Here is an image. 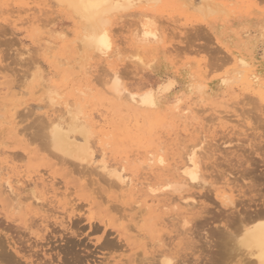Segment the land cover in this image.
<instances>
[{
  "label": "rangeland",
  "instance_id": "374dc122",
  "mask_svg": "<svg viewBox=\"0 0 264 264\" xmlns=\"http://www.w3.org/2000/svg\"><path fill=\"white\" fill-rule=\"evenodd\" d=\"M21 1L0 0V239H4L0 243L5 244L3 249L10 255L12 252L14 260L18 257L19 264H159L162 252L178 257L179 264L251 262L247 253L241 251L237 237L249 216L264 207V99L259 96L260 87L264 89V0H216L232 10L226 23L228 35L222 41L218 39L222 22L204 20L191 5L190 10L186 0H165L154 11L150 8L149 14L156 19V27L165 40L156 46L157 50L155 47L141 50L144 65L133 57L134 50L141 49L135 43L134 33L141 26L144 5L130 14L112 17L115 48L108 60L93 54L94 60L85 61L78 55L81 27L72 11L55 0ZM199 1L193 0L192 4ZM36 28L41 36L36 35ZM166 51L178 53L171 52L168 56ZM235 55L244 56L252 64L257 85L250 87L246 81L234 79L230 84L224 83V79L234 78ZM114 69L124 74L121 77L124 86L135 93L155 84V88H150L157 92L160 84L169 78L175 80V87L169 93L157 95L158 106L149 112L155 118L151 128L143 117L136 118L129 108L118 106L115 98L105 92L104 83ZM37 72L43 77L41 81L35 80ZM130 81L137 82L135 90L128 86ZM198 84H205V90L199 92ZM48 86L60 88L62 98L57 106L47 100ZM84 90L88 92L86 95ZM65 101L71 105L83 101L92 122H99L103 115L104 121L93 123L98 135L95 152L98 151L92 165L82 167L68 160L64 164L48 146L46 121L52 124V120L67 119ZM187 110L193 113L190 120L197 118L189 128L180 121ZM196 144L200 147L198 159L202 162L205 187L187 183L182 192L163 190L161 187L168 183L176 185L183 181L180 167L186 163V151ZM103 152L108 153L110 164H126L129 175L141 178V182L147 177L149 181L146 178L145 183H150L159 196L157 203H152L147 193L149 188L145 186H137L132 192L118 191L101 169ZM148 153L163 154L168 169H156L148 174ZM7 180L16 189L17 197L4 185ZM219 192L240 199L237 210L223 206L216 197ZM152 205L156 207L150 212L146 207ZM244 210L249 216L241 224L235 216L239 213L244 216ZM248 222L249 219L245 225ZM219 232L224 235H218ZM236 232H240L238 236ZM235 236L237 239H231ZM115 244L118 247L112 249L110 246ZM219 244L228 247L224 250Z\"/></svg>",
  "mask_w": 264,
  "mask_h": 264
},
{
  "label": "bare ground",
  "instance_id": "6f19581e",
  "mask_svg": "<svg viewBox=\"0 0 264 264\" xmlns=\"http://www.w3.org/2000/svg\"><path fill=\"white\" fill-rule=\"evenodd\" d=\"M23 1V0H22ZM21 1V2H22ZM25 1V0H24ZM23 1V2H24ZM58 5L64 6L67 9H69L70 11H72V13L75 15L76 18H78L79 22H80V27H81V31L79 33V38H78V42H80L77 46V50L80 51V53H78V55L80 56L81 59H85V61L87 60H91L93 59L94 55L93 54H97L100 58L104 59V60H108V58L112 55L114 48H115V42H114V32L112 34V17L114 15H119V13H129L133 10H136L140 7L143 6L144 9H142V22H141V26L139 28V31L136 33H134L136 35L137 41L135 40V43L138 42L137 44H139L141 49H135V54L133 55L134 58L137 59L138 64L144 65V61L143 60V56H141V50H148L151 49L152 47H155L162 44L163 41L165 40L163 38V35L160 33V31L157 29L156 27V19L154 20L151 15L149 14V10L150 8L156 9L158 8L162 3L165 2V0H55ZM189 4V6H192V9H194L196 11V13H198L204 20H210L211 19V23H215L217 21H221L222 22V26H220L219 28V33H218V39L222 41V39L225 37V35H228L227 32V27H226V23L227 20L229 19L228 17H230V13L232 12L231 9H229L228 7H226V5H222V4H218L216 2V0H200L199 3L194 2V4H192L193 0H186ZM221 1V0H220ZM226 1V0H225ZM224 2V1H223ZM222 2V3H223ZM237 2V1H236ZM239 2V1H238ZM181 3V2H180ZM185 3V1H184ZM185 3V4H186ZM244 3V2H243ZM250 3V2H249ZM27 4V3H26ZM29 4V3H28ZM226 4V3H225ZM228 4V3H227ZM260 4V3H259ZM183 5V3H182ZM231 5V4H230ZM236 5V4H235ZM190 6V10L191 9ZM229 6V5H228ZM256 6V5H255ZM259 8V7H258ZM244 9V8H243ZM252 10V9H251ZM154 11V10H153ZM252 12V11H251ZM263 12V11H262ZM130 14V13H129ZM233 14V13H232ZM253 15V13H251ZM196 16V15H195ZM198 16V15H197ZM234 16V14H233ZM251 16V15H249ZM255 16V15H253ZM256 17V16H255ZM232 18V16H231ZM116 20V19H115ZM200 20V18H199ZM202 20V19H201ZM210 22V21H209ZM120 23V22H119ZM118 23V24H119ZM47 26V25H46ZM233 28V27H232ZM43 30V28H41ZM46 29V27H45ZM80 29V28H79ZM121 29V28H120ZM232 30V29H231ZM118 31V30H117ZM239 31V30H238ZM237 31V32H238ZM36 35L40 34V29L36 28L35 29ZM42 33V32H41ZM48 34V33H47ZM62 34V33H61ZM117 34V32H116ZM165 35V34H164ZM205 35V34H204ZM239 35V34H238ZM246 35V34H245ZM41 36V34H40ZM39 36V37H40ZM56 36V35H54ZM78 36V35H77ZM198 36V35H197ZM200 36V35H199ZM203 36V35H202ZM201 36V37H202ZM242 36V35H241ZM55 38V37H54ZM135 38V39H136ZM59 39V37H58ZM102 39H106L107 42L110 43V47L109 48H103L101 46V40ZM117 39V38H116ZM167 39V38H166ZM234 39V38H233ZM250 40V39H249ZM77 41V40H76ZM167 41V40H166ZM77 42V43H78ZM119 42V41H118ZM165 43V42H164ZM167 44V43H166ZM120 45V44H119ZM164 45V44H163ZM118 46V45H117ZM116 46V47H117ZM165 46V45H164ZM80 47V48H79ZM79 48V49H78ZM164 48V47H163ZM167 48V47H166ZM169 48V47H168ZM175 48V47H174ZM173 48V49H174ZM76 49V48H75ZM171 49V50H173ZM137 50V51H136ZM153 50V49H151ZM157 50V48L155 49ZM154 50V52H155ZM160 50V49H159ZM169 50V49H168ZM175 50H177V48H175ZM247 50V49H246ZM150 52V50L148 51ZM161 52V51H160ZM174 53H178L177 51H171ZM170 51L168 52L171 53ZM147 52H145L146 54ZM153 54V52H151ZM180 53V52H179ZM233 53V51L231 52ZM155 54V53H154ZM167 54V51H166ZM167 54V55H168ZM170 55V54H169ZM168 55V56H169ZM174 54H171V57ZM197 55V54H196ZM78 56V57H79ZM96 56V55H95ZM175 56V55H174ZM173 56V57H174ZM179 56V55H178ZM198 56V55H197ZM118 58V57H117ZM79 59V58H78ZM167 59V58H166ZM228 59V58H227ZM80 60V59H79ZM94 60V59H93ZM153 60V57H152ZM151 60V61H152ZM230 60V57H229ZM234 60L235 63L237 64V69L235 70V74L232 75L234 78H229L228 79H222L224 81V83L228 84L229 81H232L233 79L237 81H246L250 87L252 85H257L258 84V77L256 76V74L254 73V71H252V64L249 62V60L247 58H245L242 55H235L234 56ZM74 61V60H73ZM83 61V60H82ZM149 61V60H147ZM72 62V61H71ZM85 63V62H84ZM197 64V63H196ZM200 64V63H199ZM61 65V64H60ZM70 66V65H69ZM75 66V65H74ZM147 67V66H146ZM144 67V68H146ZM197 67V66H196ZM209 67V66H208ZM199 68V67H198ZM196 68V69H198ZM200 69V68H199ZM198 69V70H199ZM115 70V69H114ZM201 70V69H200ZM38 73V74H37ZM35 75V80H39L41 81L43 79L42 75L39 74V72H37ZM201 72L199 71V74ZM84 74V73H83ZM31 75V74H30ZM198 75V73H197ZM209 75V74H208ZM91 76V75H90ZM202 76V75H201ZM197 77V76H196ZM200 78V77H199ZM227 78V77H226ZM197 79V78H196ZM91 80V79H90ZM202 80V79H201ZM53 81V80H52ZM79 81V80H78ZM105 81V80H104ZM207 81V80H206ZM47 83V82H46ZM80 83V82H79ZM232 84H234V82H231ZM243 83V82H242ZM175 80L173 78H169L168 80H166V82L162 83L159 85L158 87V91L156 92V90H154L153 86L148 87V90L146 89V91H143L141 93H135L132 92V90L128 91L126 89V87L124 86L123 83H119L116 81L115 76L113 75L110 79L106 80V82L104 83V90L105 92L109 95L112 96L113 98H115L116 103L118 106L122 107V106H126L127 108H129V110H131V112H133V114L135 115L136 118L139 117H143L144 120L146 121V123H148V127L151 128L152 126V122L155 120L154 117H152L149 112L151 110H153L154 108H157L158 103H159V98H158V94L161 95H165L167 93H169L174 87H175ZM230 84V83H229ZM149 86V85H148ZM155 86H157L155 84ZM154 86V88H155ZM43 87V86H42ZM228 87V85H227ZM259 87V86H258ZM64 88V87H63ZM150 88V89H149ZM44 89V88H43ZM85 89V88H83ZM140 89V88H139ZM196 89L199 92H202L203 90H205V84H198ZM141 90V89H140ZM45 91V90H44ZM86 90H84V94L86 95ZM195 91V90H194ZM256 91V90H255ZM82 92V91H81ZM257 92V91H256ZM47 94V100H49V104L51 105H56L60 104V99L62 98V93L60 92V88L56 87V86H51L47 88V91L45 92ZM77 93V92H75ZM80 93V91H79ZM129 93H131V95H129ZM254 93V92H253ZM106 94V95H107ZM76 95V94H75ZM81 95V94H80ZM83 96V95H82ZM132 96H135V99L132 98ZM259 96L261 98L264 99V89L263 87H260L259 89ZM86 97V96H85ZM162 97V96H161ZM4 98V97H3ZM81 100V99H80ZM162 100V99H161ZM160 100V101H161ZM69 101V100H68ZM253 101V100H252ZM81 102H77L73 105L69 104V102L65 101L64 103L66 104V115H67V119L65 120H61L59 122H55V121H51L53 122L52 124H48V122L46 121V125L49 126V131L47 134H45V138L47 135V140H48V146L57 154V157L59 156L61 159H63V162L65 164V160L69 161H74V162H78L79 164H81L80 166H84V165H92L94 164L95 161V153H97V151L95 152V139L97 138V133L95 131V125L93 123H99L101 120H103V115H100V120L99 122H92V119L90 118V115L86 113V109L85 106L83 105ZM174 103V102H173ZM95 104V103H94ZM179 104V102H178ZM176 106L177 109H179V106ZM64 106V105H63ZM160 106V105H159ZM3 107V106H2ZM5 108V106H4ZM174 108V107H173ZM259 108V107H258ZM119 109V108H118ZM4 110V109H3ZM7 110V109H5ZM54 110V107H53ZM63 112V111H62ZM65 112V111H64ZM121 112V111H118ZM123 112V111H122ZM172 112V111H171ZM9 113V112H8ZM12 113V112H11ZM191 110H187L185 112L182 113V116H180V121L182 123V125L185 126V128H189V126H192L194 123L192 122V120H196L197 118L194 117L193 119L191 118L190 120V115ZM223 113V112H222ZM64 114V113H63ZM193 114V113H191ZM228 114V112H227ZM13 115V114H12ZM24 115V114H23ZM65 115V114H64ZM14 116V115H13ZM25 116V115H24ZM27 116V115H26ZM61 116V115H60ZM59 116V117H60ZM99 116V115H98ZM194 116V115H193ZM233 116V115H232ZM8 117V116H7ZM20 117V114H19ZM42 117V116H41ZM50 117V116H49ZM64 118V116H62ZM227 117V116H226ZM231 117V116H229ZM236 117V116H235ZM2 118V117H1ZM16 114H15V119H16ZM44 120V116L42 117ZM61 118V117H60ZM97 118V117H95ZM160 118V117H159ZM218 118V117H217ZM6 119V118H5ZM4 119V120H5ZM14 119V120H15ZM62 119V118H61ZM223 119V118H222ZM227 119V118H226ZM13 120V119H12ZM13 120V121H14ZM17 120V119H16ZM125 120V119H124ZM157 120H159L157 118ZM263 120V119H261ZM260 120V122H261ZM57 121V118H56ZM104 121V120H103ZM102 121V122H103ZM161 122V121H160ZM6 123V122H5ZM10 123V122H9ZM7 122V124H9ZM43 123V122H42ZM101 123V122H100ZM263 123V122H262ZM15 124V121L14 123ZM18 124V123H17ZM104 124V123H103ZM100 124V125H103ZM116 124V123H114ZM12 125V124H10ZM34 125V124H32ZM45 125V127H46ZM99 125V126H100ZM38 126V125H37ZM44 126V125H43ZM48 126H47V130H48ZM98 126V127H99ZM121 127V125H119ZM36 127V126H35ZM108 127V126H107ZM194 127V126H193ZM16 128V127H15ZM106 128V127H105ZM122 128V127H121ZM13 129V128H12ZM46 129V128H43ZM97 129V128H96ZM148 129V128H147ZM14 133V131H12ZM16 132V131H15ZM19 132V130H18ZM4 134V133H3ZM15 134V133H14ZM43 135V134H42ZM107 138V137H106ZM17 139V138H16ZM46 140V139H45ZM44 140V141H45ZM99 142V141H98ZM106 145V144H105ZM107 147V145H106ZM229 147V146H228ZM46 148V147H45ZM98 149V148H97ZM163 149V148H162ZM199 150L200 147H198V145H193V147H191V149L186 151V163L180 167L183 169V173H182V177H183V181L179 184L173 185V183H168L167 185L162 186L161 188H163V190L165 189H173V192H182V190L184 189V186H187L188 184H192V183H198V187H205V185L207 184L206 181L203 179L202 174H201V164L200 161L198 159V155H199ZM48 151V150H47ZM51 152V151H50ZM54 152H52L54 154ZM101 152V151H100ZM102 154V155H101ZM100 156H102V163H101V169L105 172V174L107 176H109L111 178V180L113 181V185L114 187L118 188V191H123V192H132L134 190H136L135 188L137 186H145L148 189V195L152 197V203H155L157 200V198L159 196H157L155 194L156 189L151 188L150 183H145L146 178L143 182H141L140 180H142L141 178H138L135 176H131L129 175V169L128 167L125 165H120V164H110V162L107 160V154L105 152L101 153ZM1 155V154H0ZM12 155V154H11ZM201 155V154H200ZM19 156V154H18ZM17 156V157H18ZM16 157V158H17ZM20 157V156H19ZM18 157V158H19ZM54 157V155H53ZM15 158V159H16ZM161 161H163V163H161ZM195 161V163L193 162ZM67 162V161H66ZM73 162V163H74ZM73 163L72 166H73ZM126 163V162H125ZM70 164V165H71ZM76 164V163H75ZM74 164V166H75ZM174 164V163H173ZM68 165V164H67ZM79 166V165H78ZM82 166V167H83ZM177 166V165H176ZM77 167V165H76ZM86 167V166H85ZM168 167V160L166 159V157L163 154H149L148 153V157L146 160V170H148V174H152L156 171V169H160V170H165ZM74 169V168H73ZM76 169V168H75ZM168 169V168H167ZM203 170V169H202ZM83 171V170H82ZM247 171V170H246ZM78 173V172H77ZM28 176V175H27ZM142 176V175H141ZM193 176H195V179H193ZM204 176V175H203ZM21 177V176H20ZM42 177V176H41ZM23 178V176H22ZM29 178V177H28ZM43 178V177H42ZM50 178V177H49ZM52 178V177H51ZM24 179V178H23ZM54 179V178H53ZM109 179V178H108ZM41 180V179H40ZM44 183H46L47 181L43 178L42 180ZM41 181V182H42ZM46 181V182H45ZM147 181L148 178H147ZM180 181V180H179ZM178 181V182H179ZM26 182V181H25ZM42 182V183H43ZM48 183H51L50 181H48ZM188 183V184H187ZM210 183V182H208ZM110 184V183H109ZM112 184V183H111ZM190 184V185H191ZM226 184V183H225ZM6 188L9 190V192L11 193V195L13 194L14 196H18L16 194V189H14L12 183L7 180L5 182ZM29 185V184H28ZM189 185V186H190ZM250 185V184H249ZM255 185V184H254ZM55 186V185H54ZM33 187V186H32ZM48 187V185H47ZM113 188V187H111ZM207 188V187H206ZM210 189V187H208ZM236 188V187H235ZM46 189V188H45ZM205 189V188H204ZM251 189V187H250ZM259 189V188H258ZM21 190V189H20ZM48 190V189H47ZM58 190V189H57ZM158 190V189H157ZM256 190V188H255ZM211 190H209L210 192ZM237 191V190H236ZM249 191V190H248ZM46 192V191H45ZM140 192V191H139ZM208 192V190H207ZM250 192V191H249ZM253 192V191H251ZM49 193V192H48ZM61 193V192H60ZM212 193V192H211ZM227 193V192H226ZM224 194L222 192H219L217 194L216 197H218L223 206L228 207L229 209H236L237 210V201L239 202V200H235L233 198L232 195H227ZM244 193V192H243ZM21 194V193H20ZM26 194V193H25ZM53 194V193H52ZM64 194V193H63ZM137 194V193H136ZM183 194V193H180ZM233 194V193H232ZM10 195V194H9ZM134 195V193H133ZM147 195V194H145ZM259 195V194H258ZM262 195V194H261ZM260 195V196H261ZM56 196V195H55ZM62 196V195H61ZM125 196V195H124ZM263 196V195H262ZM11 197V196H10ZM40 197V196H39ZM206 197V195L204 196ZM235 197V196H234ZM60 199V198H59ZM62 199V198H61ZM100 199V198H99ZM148 199V198H147ZM231 200V206H227L226 201L227 200ZM252 199V198H251ZM259 199V198H258ZM14 200V199H13ZM151 200V199H150ZM254 200V199H253ZM54 201V200H53ZM52 201V202H53ZM91 201V200H90ZM242 201V200H241ZM256 201V200H255ZM57 202V201H56ZM159 202V199H158ZM192 202V201H191ZM198 202V201H197ZM245 202V201H244ZM35 203V202H34ZM49 203V202H48ZM89 203V202H88ZM157 203V202H156ZM243 203V201L241 202ZM38 204V203H37ZM260 204V203H259ZM21 205V204H20ZM62 205V204H61ZM66 205V204H65ZM155 205V204H154ZM148 206L146 208H148V210H153L156 206ZM240 205V204H239ZM245 205V203L243 204ZM263 205V204H262ZM23 207V204L21 205ZM144 206V205H143ZM195 206V205H194ZM242 206V204H241ZM251 206V205H250ZM249 206V207H250ZM254 206V205H252ZM259 206V205H258ZM20 207V206H18ZM67 209V206H65ZM64 207V208H65ZM102 207V206H101ZM174 207V206H173ZM193 207V206H192ZM201 207V206H199ZM243 207V206H242ZM13 208V207H12ZM196 208V207H195ZM245 208V206H244ZM243 208V209H244ZM248 208V206L246 207ZM41 209V208H40ZM94 209V208H93ZM104 209V208H103ZM242 209V210H243ZM18 210V209H17ZM16 210V211H17ZM73 210V209H72ZM188 210V209H187ZM241 210V208H240ZM255 210V209H254ZM222 211V210H221ZM228 211V210H227ZM239 211V209H238ZM238 211H235V213H237ZM245 211V210H244ZM253 211V210H251ZM249 211L250 213L253 214V212ZM46 212V211H45ZM68 212V211H67ZM133 212V211H132ZM151 212V211H150ZM209 212V211H208ZM207 212V215L209 214ZM225 212V211H223ZM230 212V211H229ZM241 212V211H240ZM246 212V214H245ZM243 214H245L244 216L241 215L239 212V218L241 216L240 219H238L237 216H235L237 218V221L239 222V220H241V224L244 223L243 219L246 220L247 216H249V213L247 214L248 211H245ZM18 213V212H17ZM110 213V212H109ZM204 213V212H202ZM227 213V212H226ZM232 213V212H231ZM237 213V214H238ZM255 213V211H254ZM205 214V213H204ZM221 214V213H220ZM219 214V215H220ZM39 215V214H38ZM102 215V214H101ZM133 215V214H132ZM201 215V214H200ZM228 215V214H227ZM247 215V216H246ZM88 216V215H87ZM206 216V215H205ZM209 216V215H208ZM222 216H224V214H222ZM229 216V215H228ZM231 216V215H230ZM246 216V217H245ZM141 217V216H140ZM156 217V216H155ZM199 217V215H198ZM213 217V215H212ZM218 217V216H217ZM221 217V216H220ZM232 217V216H231ZM230 217V218H231ZM138 218V217H137ZM153 218V217H152ZM200 218V217H199ZM198 218V219H199ZM203 219V216L201 217ZM246 218V219H245ZM90 219V218H88ZM154 219V218H153ZM175 219V218H174ZM215 219V218H214ZM234 219V217H233ZM233 219L231 221H233ZM249 219V222L245 225V223L247 222V220ZM246 220V222L244 224H242V227L240 230V232H236L237 236L240 233L241 235H239L237 238H239L237 240V243L240 246V249L242 248L243 252L247 253V256L250 257V261L246 262L249 264H264V247H261V238L264 237V207L262 208H258L256 209V213L254 215H250L249 218ZM125 220V219H124ZM133 220V219H132ZM152 219H149V221ZM196 220V219H195ZM222 220V219H221ZM224 220V219H223ZM135 221V220H134ZM147 221V220H145ZM153 221V220H152ZM200 221V219H199ZM214 221V220H213ZM236 221V220H234ZM233 221V222H234ZM236 221V222H237ZM191 222V221H190ZM189 222V223H190ZM221 222V221H219ZM218 222V223H219ZM232 222V224H234ZM188 223V222H186ZM202 223V222H201ZM137 224V223H136ZM147 224V223H146ZM154 224V223H153ZM160 224V223H159ZM208 224V223H207ZM152 225V223H151ZM155 225V224H154ZM153 225V226H154ZM158 225V224H157ZM162 225V224H161ZM165 225V224H164ZM203 225V223H202ZM244 225V226H243ZM142 226V225H141ZM149 226V224H148ZM147 226V227H148ZM131 227V226H130ZM129 227V228H130ZM138 227V226H137ZM156 227V226H154ZM197 227V226H196ZM103 227H101L102 229ZM116 228V227H114ZM150 228V226H149ZM218 228V227H217ZM141 229V228H140ZM148 228H146L147 230ZM151 229V228H150ZM203 229V228H201ZM200 229V230H201ZM208 229V228H207ZM227 230V227L225 228ZM239 229V227L237 228ZM236 229V230H237ZM149 230V229H148ZM192 230V229H191ZM220 229H218L219 231ZM226 230L224 231L226 233ZM106 231V230H105ZM133 231H135L133 229ZM193 231V230H192ZM207 231V230H206ZM205 231V232H206ZM217 231V229L215 230V232ZM221 231V230H220ZM113 232V231H112ZM150 232V230L148 231ZM154 232V231H153ZM183 232V231H182ZM187 232V231H186ZM1 233V231H0ZM94 233V232H93ZM136 233V231H135ZM151 233V232H150ZM207 233V232H206ZM211 233V231H210ZM213 233V232H212ZM211 233V234H212ZM218 233V232H217ZM230 232L227 231L226 234H229ZM225 234V236H226ZM231 234V233H230ZM228 235V236H232V235ZM235 234V233H234ZM2 235V234H1ZM218 235H221V233L219 232ZM224 235V234H222ZM221 235V236H222ZM4 236V235H3ZM133 236V235H132ZM131 236V237H132ZM234 236V235H233ZM2 237V236H1ZM0 237V238H1ZM5 237V236H4ZM106 237V236H105ZM125 237V236H124ZM210 237V236H209ZM217 237V236H215ZM39 238V237H38ZM220 238V237H219ZM232 238H236L235 237H231ZM236 238V239H237ZM209 238H207L208 240ZM236 239L235 242H236ZM4 241V239H0V241ZM106 240V239H105ZM118 240V239H116ZM120 240V239H119ZM134 240V239H132ZM233 240V241H234ZM108 241V240H106ZM111 241V240H110ZM109 242V241H108ZM112 242L114 243L113 239ZM161 242V241H160ZM214 242V241H213ZM216 242V241H215ZM226 242V241H225ZM228 242V241H227ZM226 242V243H227ZM3 242H1L0 244V260L2 261L1 264L5 263V264H19L18 261V257H17V261L14 260L15 257L12 256V252L11 255L9 254V252L5 251V249H3V247H5L4 245H2ZM16 243V242H15ZM112 243V245H114ZM119 243V242H118ZM10 244V243H9ZM101 244V243H100ZM218 244V243H217ZM224 244V243H223ZM223 244H219L218 246L221 245L223 246V249L228 247V245L226 247H224L225 245ZM232 244V243H230ZM229 244V245H230ZM236 244V245H238ZM15 245V244H14ZM110 246L111 248L114 247L116 249V247H118L116 244V246ZM209 245H212L211 240H209ZM10 246V245H9ZM213 246V245H212ZM211 246V249H212ZM233 246V245H232ZM231 246V248H233ZM13 247V246H12ZM101 247V246H100ZM124 247V246H123ZM122 247V248H123ZM15 248V247H14ZM13 248V249H14ZM18 248V247H17ZM16 248V249H17ZM71 248V247H70ZM102 248V247H101ZM104 248V247H103ZM102 248V250H103ZM109 248V249H111ZM121 248V247H119ZM105 249V248H104ZM113 249V248H112ZM118 249V248H117ZM208 249V248H207ZM218 249V247H217ZM222 249V251H223ZM235 249V248H234ZM7 250V248H6ZM19 250V249H18ZM156 250V249H155ZM188 250V249H187ZM219 250V249H218ZM225 250V249H224ZM232 250V249H231ZM230 250V253L232 252ZM239 250V247H238ZM66 251V250H65ZM68 251V248H67ZM72 251V249H71ZM116 251V250H115ZM122 251V250H121ZM168 251V250H167ZM179 251V250H178ZM217 251V250H215ZM221 251V249L219 250ZM218 251V252H219ZM227 251V250H226ZM225 251V252H226ZM234 251V250H233ZM239 251V253L241 252ZM118 252V251H116ZM217 252V253H218ZM243 252L242 255H243ZM18 253V251H17ZM16 253V256H17ZM140 253V252H139ZM203 253V252H202ZM224 253V252H223ZM228 253V252H226ZM235 253V252H234ZM233 253V254H234ZM238 253V254H239ZM109 254V253H108ZM172 254V253H171ZM219 254H221L219 252ZM218 254V255H219ZM225 254V253H224ZM59 255V254H58ZM223 255V254H222ZM221 255V256H222ZM228 255V254H227ZM230 255V254H229ZM237 255V253H236ZM235 255V256H236ZM241 255V254H239ZM238 255V256H239ZM241 255V257H243ZM246 256V255H245ZM23 257V256H22ZM136 257V256H135ZM232 257V256H231ZM230 257V258H231ZM248 257V259H249ZM60 258V257H59ZM178 258V257H177ZM176 257H173L172 255H170L169 253L166 252H162L159 258V264H166V262L168 260H175L177 262V264H179V261L177 260ZM226 258V257H225ZM219 259V258H218ZM223 259V256H222ZM232 259V258H231ZM244 259V258H243ZM246 259V258H245ZM37 260V259H36ZM84 260V259H83ZM184 260V259H183ZM217 260V259H216ZM220 260V259H219ZM227 261V259H225ZM234 260V259H233ZM153 261V260H152ZM211 261V260H210ZM222 261V260H220ZM219 261V262H220ZM224 261V260H223ZM229 261V258H228ZM232 261V260H231ZM230 261V262H231ZM242 261V260H241ZM95 262V261H94ZM126 262V261H125ZM136 262V261H135ZM218 262V261H217ZM216 262V263H217ZM78 263V262H77ZM91 263V262H90ZM152 263V262H150ZM183 263V262H182ZM221 263V262H220ZM229 263V262H228ZM21 264V263H20ZM40 264V263H39ZM93 264V263H92ZM218 264V263H217ZM224 264H227L224 261ZM230 264V263H229Z\"/></svg>",
  "mask_w": 264,
  "mask_h": 264
},
{
  "label": "snow or ice",
  "instance_id": "6c2138e0",
  "mask_svg": "<svg viewBox=\"0 0 264 264\" xmlns=\"http://www.w3.org/2000/svg\"><path fill=\"white\" fill-rule=\"evenodd\" d=\"M101 46L103 48H109L111 45L109 42H107L106 39H102L101 40ZM115 76L116 81L119 83H123V80L121 79V77L124 75L120 70H113L112 72L109 73V77L111 79L112 76ZM136 81H130L129 82V87L133 88V90H135V85H136ZM129 95H131V93H129ZM133 99H135V96H132ZM195 163V161H193ZM161 163H163V161H161ZM193 179H195V176H193ZM227 206H231V200H227L226 201ZM261 247H264V237L261 238ZM166 264H177V262L173 259V260H168L166 262ZM241 264H243V262H241Z\"/></svg>",
  "mask_w": 264,
  "mask_h": 264
}]
</instances>
